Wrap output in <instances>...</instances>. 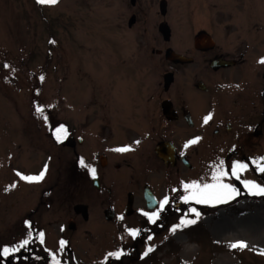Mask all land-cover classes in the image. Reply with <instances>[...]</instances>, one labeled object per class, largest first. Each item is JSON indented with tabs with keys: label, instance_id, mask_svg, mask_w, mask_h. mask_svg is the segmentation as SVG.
<instances>
[{
	"label": "rangeland",
	"instance_id": "obj_1",
	"mask_svg": "<svg viewBox=\"0 0 264 264\" xmlns=\"http://www.w3.org/2000/svg\"><path fill=\"white\" fill-rule=\"evenodd\" d=\"M157 1L138 0V22L129 29V0H57L56 4L0 0L1 254L4 246L14 248L18 244L13 241L21 242L19 211L36 205L40 231L53 237L59 224L72 215V207L82 203L89 218L87 222L81 219L70 232L71 264H264V242L261 248L249 242L245 248H232L230 244L243 240L231 235L219 239L210 230L234 227L236 217L247 215L260 221L264 240V196L249 193L243 183L264 186V176H224L223 183L234 186L239 194L224 203H197L183 199L193 191L184 185L212 184L216 182L213 176H159L161 172L154 171L153 177L163 181V200L176 201L163 210L159 230L137 235L141 238L137 250H133V229L103 217L108 204L125 206L127 184L144 177L134 176L136 166L123 171V165L121 176H114L111 169L103 171L100 181L104 188H111L110 195L92 186L90 176H67L68 163L73 164L71 150L57 140L63 133L56 129H66L65 121L75 126L86 119L94 129L110 123L112 117L107 114H90L96 108L93 99L98 107L106 103L105 108L115 93L128 92L152 78L153 71H146V58L150 47L160 45L156 41ZM166 1L172 44L185 47L196 30H207L219 46L244 51L247 66L257 75L264 71L260 63L264 58V0ZM140 76L143 79L138 82ZM242 85L237 82L232 87ZM81 101L88 105L87 113L81 111ZM72 104L74 109L69 111ZM38 107L44 111L38 112ZM42 171L45 175L39 181L22 178ZM191 219L196 223L172 231L181 220ZM17 227L15 237H8ZM49 248L44 244L41 249L50 257ZM117 252L122 254L109 255Z\"/></svg>",
	"mask_w": 264,
	"mask_h": 264
},
{
	"label": "flooded vegetation",
	"instance_id": "obj_2",
	"mask_svg": "<svg viewBox=\"0 0 264 264\" xmlns=\"http://www.w3.org/2000/svg\"><path fill=\"white\" fill-rule=\"evenodd\" d=\"M137 1L129 0L126 21L129 29L138 22ZM157 4L159 37L156 41L159 40L160 45L150 47L146 58L149 61L146 71H153L152 78L128 92L115 93L105 108L106 103L98 107L93 99L96 108L90 114L102 117L107 114L112 117L110 123L94 129L86 119L75 126L65 121L67 135L63 134L60 140L61 145L71 150L70 160L74 164L68 163L67 176H90L91 184L96 177L99 187L95 188L102 193H112L111 188L101 184L103 171L111 169L114 176H121L119 170L123 165V171L136 166L134 176L144 177H135L131 186L127 184L125 206L108 204L103 209V217L118 226L137 229L139 236L159 230L163 226V210L175 204L172 201L176 198H168L161 210L163 181L153 177L154 171H160L159 176H214L220 171L233 176V165L241 163L248 167L240 171L239 176H264V172L258 170L262 163L260 158L264 157V71L257 75L247 66L244 51L238 53L239 50L219 46L207 30L204 31L212 38V41L208 38V45L200 47L195 43V35L203 29L196 30L185 47L172 44L173 32L166 20L169 17L167 1L158 0ZM176 54L182 57L178 59ZM139 78L138 82L143 76ZM237 82L243 85L233 88ZM79 105L81 111L87 113L88 105L83 101ZM209 115L211 119L205 123ZM196 138H199L196 143H189ZM124 147L130 150L116 151ZM92 168L96 170L95 177L91 174ZM82 205L72 207V215L59 224L56 236L50 237L44 231L43 243L39 239L36 205L19 211L17 219H21L23 228L19 241L30 235L31 242L16 254L0 253V264H55L57 260L59 264H71L70 232L78 228L81 219L87 222L89 218L86 206ZM107 210L112 213L110 219L105 217ZM152 212L160 213L155 223L144 215ZM15 222L17 220L11 224ZM18 231V227L9 231L8 237H15ZM138 238H134L133 250H137ZM44 244L50 247V257L41 249ZM5 247L13 248V245Z\"/></svg>",
	"mask_w": 264,
	"mask_h": 264
},
{
	"label": "snow or ice",
	"instance_id": "obj_3",
	"mask_svg": "<svg viewBox=\"0 0 264 264\" xmlns=\"http://www.w3.org/2000/svg\"><path fill=\"white\" fill-rule=\"evenodd\" d=\"M38 3L40 4H56L57 0H37ZM260 63H264V58L261 59ZM38 112H43L44 109L38 107L37 108ZM45 119H47V117H45ZM211 119V115H209L208 117H205V123L208 122V120ZM57 133H63L65 136L67 135V129H65L63 126H61L60 128L56 129ZM61 139L60 135H57V140L59 141ZM199 140V138H196L192 141H189V143H196ZM187 147V145H186ZM130 149L127 147L124 148H118L116 149V151H129ZM261 160V164L258 167V170L260 172H264V157L260 158ZM255 163V162H254ZM81 164L84 165V161L81 160ZM86 166V165H85ZM220 167H223V162L221 161ZM247 165L246 164H241V163H237L234 164L232 167V172L231 175L235 176L237 179H239V173L240 171L246 170L247 169ZM46 171V168H45ZM91 174L93 175V177H95L96 175V170L95 168H92L91 170ZM45 175V172L42 171L38 176H23L22 178L25 180H29V181H39L41 179H43ZM228 173L225 171H220L218 174H214L213 179L216 181L215 183L212 184H204L202 187L200 184L196 183V182H192L191 184H185L184 188L185 189H192L193 191L191 192V194L189 196L183 197L184 200H189V199H195L197 203H210V202H215V203H224L227 202V200L233 199L235 197V195H238L239 192L238 190L232 186L231 184H226L223 183L222 178L224 176H227ZM245 187L247 188V190L249 191V193L253 194V195H261L264 196V186L255 183L254 181H243ZM168 203V198L165 197L164 200L161 202V210H163V207L165 204ZM193 212H195V209L192 210ZM144 215L149 216V218L152 220L153 223H155L156 219L159 217L160 213L159 212H152L150 215L149 213H144ZM196 220L195 219H191V220H181L180 224L174 226L172 228V231L175 232L178 228H180L181 226H188L189 224H195ZM130 234L135 237L138 235V230H130ZM39 239L40 242L43 243L44 242V233L40 232L39 233ZM31 242V236L29 235V238L24 239L23 241L20 242V244L17 247L14 248H9V247H5L3 248V255H8L9 253L12 252H17L20 250V248H24L26 247L29 243ZM61 246L63 247L64 245V241L62 240L61 242ZM247 243L244 241H237L235 243L230 244V247L232 248H245L247 247ZM152 249L149 248L148 251H151ZM122 253L117 252V253H111L109 255H115L117 257H119ZM262 254H264V252H262ZM145 255H147V252L145 253ZM53 259L55 260V256L53 257ZM55 264H59V261H55Z\"/></svg>",
	"mask_w": 264,
	"mask_h": 264
},
{
	"label": "bare ground",
	"instance_id": "obj_4",
	"mask_svg": "<svg viewBox=\"0 0 264 264\" xmlns=\"http://www.w3.org/2000/svg\"><path fill=\"white\" fill-rule=\"evenodd\" d=\"M246 216L236 217V225L234 227L213 226L210 229L212 235L219 239H225V237L231 235L234 240L241 239L246 243L249 242L256 248H261L264 242L262 235L263 227L259 220L250 219Z\"/></svg>",
	"mask_w": 264,
	"mask_h": 264
},
{
	"label": "water",
	"instance_id": "obj_5",
	"mask_svg": "<svg viewBox=\"0 0 264 264\" xmlns=\"http://www.w3.org/2000/svg\"><path fill=\"white\" fill-rule=\"evenodd\" d=\"M132 22H133V20L130 19L129 24H131ZM208 38H210V40L212 41L211 36L207 32H205L204 30H201L195 35V43L197 46H200V47H202V44L207 43L206 45H208V43H209ZM175 56L178 59H179V57H182L181 55H177V54ZM225 62H227V61H225ZM92 184L94 187H97V188L99 187L98 179L96 177L92 180ZM145 195H146V192H145ZM82 206H84V205H82ZM111 214L112 213L109 210L105 211L106 219H110Z\"/></svg>",
	"mask_w": 264,
	"mask_h": 264
},
{
	"label": "trees",
	"instance_id": "obj_6",
	"mask_svg": "<svg viewBox=\"0 0 264 264\" xmlns=\"http://www.w3.org/2000/svg\"><path fill=\"white\" fill-rule=\"evenodd\" d=\"M192 227H190L189 229H191Z\"/></svg>",
	"mask_w": 264,
	"mask_h": 264
}]
</instances>
